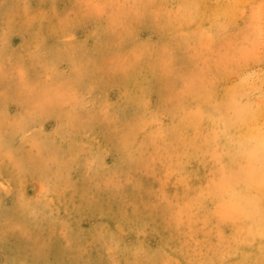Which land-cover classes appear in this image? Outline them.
Segmentation results:
<instances>
[{
	"label": "rangeland",
	"instance_id": "obj_1",
	"mask_svg": "<svg viewBox=\"0 0 264 264\" xmlns=\"http://www.w3.org/2000/svg\"><path fill=\"white\" fill-rule=\"evenodd\" d=\"M0 264H264V0H0Z\"/></svg>",
	"mask_w": 264,
	"mask_h": 264
}]
</instances>
